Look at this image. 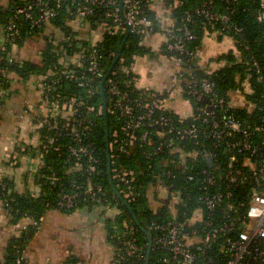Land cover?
Wrapping results in <instances>:
<instances>
[{"label":"built area","instance_id":"built-area-1","mask_svg":"<svg viewBox=\"0 0 264 264\" xmlns=\"http://www.w3.org/2000/svg\"><path fill=\"white\" fill-rule=\"evenodd\" d=\"M19 1V5L12 7L6 26V43L11 47L16 45L21 33L18 25L20 19L28 21L31 27L40 28L55 20L64 4L69 5L66 23L77 34L74 39L89 40L85 49L70 55L63 48L59 50L56 63L46 70L38 83L40 97L33 125L40 143V158L51 151L60 156L66 148L68 171L80 172V176L86 177L82 185L73 180L74 189L71 192L58 193L59 205L71 208L79 198L85 202H111L110 199H114V195L109 194L101 184L91 181L90 176L97 171L99 159L84 138L90 126L81 112L96 110L98 115H102V106L95 108L76 93L61 91L74 83L77 87L85 88L86 100H89L105 78L103 89L109 101L106 112L113 117V126L108 133V150L114 160L111 178L121 198L127 203L135 200L138 187L134 170L116 165V157H119V153L131 155L138 147H144L141 154L148 159L161 157L158 167L165 169L155 172L154 178L164 176L175 179L176 175L170 169L180 170L183 179L199 191L197 195L185 192L184 202L179 192L169 193L165 185L150 188L157 190V200L164 201L167 194H171L172 210L178 204L191 210L183 220L174 219L165 223L152 221L148 224L147 229L153 232L152 244L161 252L151 264L212 263L213 256H208V252L218 241L221 242L219 250L223 264H264V249L260 246L264 243V116L244 120L236 117L231 112L232 108L245 107L251 112L255 104L246 101L240 90L233 92L231 98L226 100L216 92L214 82L208 78H198L193 70L185 66L184 56L190 55L186 42L196 38L188 26L190 13L186 14L179 26L173 21L165 28V48H162V52L173 63L175 70L169 87L157 92L138 86L135 75L121 86L120 74L131 72L130 68L123 67L122 57L116 61L118 66L106 75L108 61L115 58L116 52L104 53L98 49L97 43L105 35L115 36L128 31L140 36V44L144 45L155 32L153 21L144 13L143 6L145 3L150 7L153 4L165 5L166 0ZM171 1L172 8L180 4L179 0ZM217 1L232 4L234 0H201L194 11L212 29L219 22L228 31H241L230 21L234 9L226 7L227 12L215 10ZM90 19L94 20L95 28L87 27L85 30L78 27L84 22L88 25ZM257 19L259 22L264 20V0L259 2ZM61 30L58 26L51 32V43L55 46L58 41L68 42L72 39L71 34L64 35ZM8 60L13 61L10 53ZM252 65L257 81L264 85L258 63L253 60ZM242 86L245 92L252 93L247 80L242 82ZM178 95L190 104L188 115L170 107L169 102ZM191 99L206 106V109H198L201 116L198 114L194 117L196 109ZM188 119L192 120L188 122ZM209 138L210 144L205 141ZM219 147L223 148L222 155L226 162L218 158ZM188 161L193 165L205 162V165L193 173L187 172ZM54 177L53 173L52 184L55 183ZM149 199L156 201L151 195ZM188 200L193 201L191 208ZM41 219H30V223L22 229L30 225L38 230ZM126 236L122 242L124 254H118L112 264H125L127 257H135L137 261L144 259L133 226H127ZM4 263L1 253L0 264ZM14 264L39 263L32 261L26 251H17ZM46 264L57 263L48 261Z\"/></svg>","mask_w":264,"mask_h":264},{"label":"trees","instance_id":"trees-1","mask_svg":"<svg viewBox=\"0 0 264 264\" xmlns=\"http://www.w3.org/2000/svg\"><path fill=\"white\" fill-rule=\"evenodd\" d=\"M171 2V0H166L164 6L170 10V17L175 22V25L179 26L185 20L186 14L190 13L191 21L188 23V26L192 33L196 36V38L193 40L186 42V46L190 52V55L187 54L184 56L185 66L193 70L194 74L198 78H208L214 82L216 92L226 100L231 98V94L233 92L240 90L246 101H250L255 104V108L251 112H248L244 106V108H232L231 112L236 117L244 120L248 118L253 119L256 116H264V85L257 81V74L255 73L254 67L252 65L253 60H255L258 63L261 73L264 77V20L259 22L257 19V10L260 0H234L232 1V4H226L222 1H217L215 3L214 9L218 11L227 12L226 7H231L234 9V11L230 14V21L241 29L239 32L228 31L219 22L214 24L213 29L210 28L204 18L200 15H197L194 11L200 6L201 0H179L180 4L174 8L170 7ZM20 3L21 1L19 0H13L11 7L6 12H0V24L4 27L5 34H7L6 26L8 18L12 13V7L19 5ZM68 9L69 5L64 4L62 8H60L57 18L40 28L31 27L28 21L20 19L18 25L21 29V33L16 39L17 45L21 44L26 38H30L34 35L41 36L48 27H50L51 32H54V28L58 26L61 27L63 34H71L72 39L68 42L58 41L57 46H55L51 43L50 32V34L46 36L44 48L40 51L42 58L41 66L27 61L19 62L15 58H13V61L10 62L7 55L10 46L7 44V49L2 54L1 63V66L6 69V84H3V87L6 86V89L8 87V73L15 74L21 80H26L31 75L42 76L45 74L46 70L52 68V65L56 63L59 57L57 52L62 48L66 51V54L70 55L76 51H79L80 49H85L87 47L89 40L74 39V36L77 34L74 32L73 28L66 23V13ZM143 11L149 18L152 19L154 32H162L164 36L166 27L162 29L156 12L152 10V8L146 3L143 6ZM93 22L94 20L90 19L88 20V25L84 22L79 24L78 27L95 28ZM206 33H215L219 36L225 35L232 37L236 51V53L229 51L228 53L222 55L219 59L224 60L225 63L221 67L212 71L206 68H201L197 65L198 50L201 46L202 38ZM124 36L125 33L115 36L105 35L97 43L98 49L102 50L104 53L115 51L116 58L120 46L124 40ZM140 41V36L128 33L123 45V49L119 56L124 59L123 67L125 66L126 68L131 69L135 62L134 57L152 54V51L140 44ZM245 47H247V49H245ZM162 48H165L164 44ZM114 59L108 61L106 75L109 72V68L111 70L112 68H116L118 66L116 63L117 60L115 63H113ZM134 75L135 74L132 72V70L129 74L122 72L120 74L121 86H124L126 81L130 80ZM246 80L248 81L249 88L252 90V93L250 94L245 92V87L242 86V82ZM98 87L99 88L97 92H95V95L89 100H86L85 88L77 87L74 83H71L70 85L68 84L66 88L61 89V91L76 93L78 96L82 97L84 101L97 108L102 106L100 84ZM59 90L60 89H56L55 91ZM104 95L106 98L107 108L109 105L108 96H106L105 93ZM191 101L193 107L196 109L194 117L198 114L201 116V112L198 109H201L202 107L206 109V106H204L203 102L197 103L192 99ZM81 114L82 116H85L84 121L88 119L87 121H89L90 126V129L87 131L84 137L85 141L90 144V148L92 149L94 156L99 159L97 171L90 176L91 181L92 183L101 184L109 192V194L112 193L114 195V199H110L111 202H85L79 198L71 208H65L59 205L60 198L58 197V193L71 192L74 189L72 186L73 180H75L79 185L84 184L86 181V177L80 176V172L68 171L69 166L67 162H65L68 154L66 148H64L60 156L54 151L43 154V158L41 159L42 166L40 167L36 176V182L41 188V192L39 194L18 193L8 178L0 176V201L2 206L5 212H7V215L10 216L11 222L13 223L19 222L20 220L28 217L38 221L45 215L47 211L51 209H57L64 213H71L74 210L82 208H88L92 210L97 207H101L103 209L108 206L115 207L118 210V214L114 218L110 217L105 219L107 241L115 248L114 260L118 258V254H124L125 246H123L122 242L127 238L126 228L127 226H133L135 228V236L137 241L142 246L144 259L137 261L135 257H127L124 260V263L145 264L147 236L140 227L144 228L152 237L153 232H150L147 229L150 222L155 221L159 223H165L174 219L183 220L191 211L190 209L183 208V204L175 205V209L170 210L168 205L171 194H167V199L164 201L157 200V190H150V188H157L161 184L165 185L168 187L169 193L179 192V197L183 198L184 202L186 201L184 198L185 192H188L189 195H197L199 194V191L197 190L196 186L183 179V173L180 170H173L172 168L170 169L176 175L175 179L166 178L164 176H161L160 178H154L153 175L155 172L165 169L161 166L160 168L158 167L161 157L152 156L151 159H148L141 154V150L144 147H138L137 151L131 155L119 153V157H116V165L133 169L136 174V186L138 187L136 188L137 196L135 200L129 203L126 202L127 204H125L112 189L110 183V179L112 180V178H109V173L111 177V169L114 167L112 161L114 160L111 156H109V162L107 160L108 148L105 142L103 113L102 115H98L96 110L94 112H85L84 110L81 112ZM106 116L109 133L113 126V117L107 112ZM191 120L192 119H188L187 121L190 122ZM198 122L200 123V118H198ZM109 141L110 136L108 135V142ZM205 141L210 144L211 139L209 138V140ZM26 150L28 151L27 148ZM218 152L220 154L218 157L219 160L221 162H226V159L222 155L223 148L219 147ZM204 163L205 162H202V165H193V162L188 161L186 165L187 172H195L198 170V168L205 165ZM149 165L151 167L148 169L147 167ZM206 166L210 167V165ZM53 173L55 174V177L53 178V180L55 179L54 184L51 183ZM200 179L201 177H199V180ZM112 183L114 186L113 180ZM2 184L4 187H2ZM150 195L154 200L161 203L155 210H152L149 199ZM187 202L188 206L191 208L193 201L188 200ZM36 231L37 229L28 225L26 229L20 230L17 236H13L9 239L7 245H5V249L2 252L5 260L4 264H14L16 252L26 251ZM220 244V241L216 242L212 249L208 252V256L211 255L214 259V262L209 264H223L222 253L219 250ZM260 246L264 249V243L260 244ZM160 253L161 252L155 248L154 244H152L149 252L148 263L150 262L151 264L153 260H155V257H157ZM64 264L72 263L69 260ZM251 264L259 263L252 262Z\"/></svg>","mask_w":264,"mask_h":264},{"label":"crops","instance_id":"crops-1","mask_svg":"<svg viewBox=\"0 0 264 264\" xmlns=\"http://www.w3.org/2000/svg\"><path fill=\"white\" fill-rule=\"evenodd\" d=\"M12 3L13 0H0V12H6ZM151 8L156 12L162 29L173 22L170 10L164 5L153 4ZM50 32L48 27L41 36L26 38L14 47L8 44L10 49L7 55L10 52L11 57L19 62L27 61L41 66L40 51ZM163 41L162 32L154 33L144 42L152 54L135 58L131 70L138 79V86L157 92H163L169 87L175 66L162 52ZM6 49V34L0 24V176L8 178L18 193L39 194L41 188L36 182V176L42 160L33 119L40 97L38 83L41 75H31L21 80L15 74L8 73V87H3L6 84V69L1 63ZM229 51L236 53L232 37L206 33L198 50L197 65L215 70L225 63L219 58ZM169 105L184 115L191 111L190 104L179 95ZM153 203L150 200L152 210H155L158 205L152 206ZM113 209L82 208L71 213L57 209L47 211L26 249L28 257L39 264L48 261L64 264L69 260L72 264H112L115 248L107 241L105 219L113 216L108 214ZM114 210L118 213V210ZM29 223V218L11 222L0 201V254L9 239L17 236L22 227Z\"/></svg>","mask_w":264,"mask_h":264},{"label":"water","instance_id":"water-1","mask_svg":"<svg viewBox=\"0 0 264 264\" xmlns=\"http://www.w3.org/2000/svg\"><path fill=\"white\" fill-rule=\"evenodd\" d=\"M121 10H122V7H121ZM127 35H128V31L125 33L124 40H123V42H122V44L120 46V49H119L118 54H117V57L114 59V62L113 63H115V61L117 60V58L120 56L121 51L123 49V45H124L125 40L127 38ZM109 70H110V68H109ZM104 79L100 83V91H101V96H102L103 120H104V128H105V142H106V145H107V148H108V122H107V116H106V98H105L104 90H103ZM109 156H110V154H109V151L107 149V160H108V162H109ZM109 178H111L110 177V173H109ZM110 183H111L112 189L121 198V195L118 193V191L116 190V188L113 186V183H112V180L111 179H110ZM123 202L125 204H127L125 200H123ZM140 228L143 230V232L147 236V252H146V257H145V264H148L149 252H150V249H151V246H152V239H151V235L144 228H142V227H140Z\"/></svg>","mask_w":264,"mask_h":264},{"label":"rangeland","instance_id":"rangeland-1","mask_svg":"<svg viewBox=\"0 0 264 264\" xmlns=\"http://www.w3.org/2000/svg\"><path fill=\"white\" fill-rule=\"evenodd\" d=\"M243 101V99H241V102ZM158 204H160L158 201H155L154 203H153V205L152 206H155V205H158ZM170 201H169V205H168V208L170 209V210H172V208H171V206H170ZM110 208H114V209H116L115 207H106V208H104V210L106 209H110ZM111 210V211H109L108 212V214L109 215H113V216H111V218H114L118 213H117V211H115V210ZM117 210V209H116ZM116 213V214H115ZM115 214V215H114Z\"/></svg>","mask_w":264,"mask_h":264}]
</instances>
